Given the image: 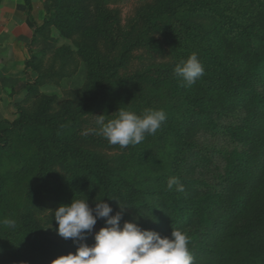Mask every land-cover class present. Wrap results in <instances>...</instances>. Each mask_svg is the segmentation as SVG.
<instances>
[{
	"label": "rangeland",
	"instance_id": "1",
	"mask_svg": "<svg viewBox=\"0 0 264 264\" xmlns=\"http://www.w3.org/2000/svg\"><path fill=\"white\" fill-rule=\"evenodd\" d=\"M30 1L36 25L25 0H0V144L7 138L6 146L0 145V220L15 221V228L0 225V254L22 251L23 264H48L56 259L58 247L71 241L58 234L51 211L74 198H88L89 205L101 199L89 169L98 166L105 175L104 170L116 177L128 171L132 178L139 171L136 160L130 159L145 142L121 148L99 134L97 116L104 115L107 121L118 111L109 107L110 101L80 113L99 91L109 67L122 62L117 79L143 74L180 80L174 73L176 64L195 53L206 73L224 50L215 25L200 31L208 24L206 17L215 10L243 12L246 5L236 0ZM185 1L203 3L207 14L193 21ZM189 25L199 35L188 31ZM21 115L51 127L42 132L10 128ZM240 119V113L222 118L219 133L201 129L196 134L200 148L189 156L192 168L186 171L191 178L215 186L222 181L228 154L237 148L225 130L240 126ZM57 124L66 126L52 128ZM169 128L165 127L167 133ZM145 175H139V190H165L160 182L141 178ZM140 197L151 204L160 198ZM252 218L254 230H262L258 222L264 221V182L241 217L245 222ZM37 225L50 233L47 238ZM99 230L96 224L87 237ZM228 245L240 254L223 264H264L256 244L250 245L249 259L239 242Z\"/></svg>",
	"mask_w": 264,
	"mask_h": 264
},
{
	"label": "trees",
	"instance_id": "2",
	"mask_svg": "<svg viewBox=\"0 0 264 264\" xmlns=\"http://www.w3.org/2000/svg\"><path fill=\"white\" fill-rule=\"evenodd\" d=\"M25 1L28 15L36 25L32 18V3ZM236 1L246 5L243 12L224 14L215 10L213 16L206 17L210 25L200 28L207 32L208 26L211 29L216 26L224 50L218 55L220 59L215 58L194 85L185 87L174 78H147L143 74L117 79V70L122 63L119 61L109 67L99 91L80 110L82 114L92 104L107 100L112 109L131 110L134 107L137 114L147 108L166 112L167 119L161 128L154 135H146L142 141L145 144L130 159L139 165L134 178L133 174H127L128 171L116 177L104 170L105 175L98 166L89 170L100 186V191L97 187L99 200L104 199L113 208L111 215L121 211L119 202L112 199L128 206L124 209L121 225L124 221L137 222L142 229L154 230L169 238L174 228L182 230L189 239L193 264L229 261L239 253V249L233 253L229 248L228 244L234 242L244 247L248 259L252 244H256L261 255L264 254V221L258 222L262 230L257 231L253 227L254 218L246 222L241 219L252 195L264 182V0ZM185 9L195 16L193 21L200 18V14H207L203 3L188 2ZM188 31L199 35V30L190 25ZM126 89L133 91L129 95L125 93ZM239 113L242 124L225 130L237 148L228 154L222 181L215 186V183L191 178L186 171L192 168L188 165L189 156L200 148L196 134L201 129L219 133L223 128L219 120ZM9 126L13 130L27 128L38 132L51 127L36 117L26 120L24 115ZM65 126L57 124L52 128ZM169 126L172 128L167 133L165 127ZM6 144L4 137L0 145L5 147ZM141 173L147 174L141 178L160 182L165 190H139L140 182L137 181H142ZM170 176L179 179L185 187L184 192L167 189ZM144 195H159L160 198L156 204H151L142 200L140 196ZM89 206L95 208V204ZM96 224L100 229L107 226L105 219H98ZM37 228L45 238L50 234L44 227L37 225ZM81 243L91 246L95 236L87 237ZM78 246L71 239L68 246L58 247L55 258L75 253ZM18 252L21 254H0V264H23L26 255Z\"/></svg>",
	"mask_w": 264,
	"mask_h": 264
},
{
	"label": "clouds",
	"instance_id": "3",
	"mask_svg": "<svg viewBox=\"0 0 264 264\" xmlns=\"http://www.w3.org/2000/svg\"><path fill=\"white\" fill-rule=\"evenodd\" d=\"M174 73L183 86L191 87L205 74V69L197 54L193 53L176 64ZM166 119L163 109L147 108L142 114H137L119 108L113 119L105 121L104 115L97 116L96 124L99 134L109 144L126 148L140 144L146 135L156 134ZM167 189L185 191L175 176L168 178ZM112 200L118 201L121 209L115 215H111L113 208L104 199L97 200L95 208H92L88 198H74L51 211L52 220L58 224V234L64 239H73L79 245L75 253L62 255L52 264H193L186 233L174 228L169 238L154 230L142 229L137 222L124 221L121 225L124 209L128 206L117 199ZM98 219H105L107 226L95 233V243L91 246L81 243L93 231ZM0 225L15 228V221L5 218L0 220Z\"/></svg>",
	"mask_w": 264,
	"mask_h": 264
}]
</instances>
